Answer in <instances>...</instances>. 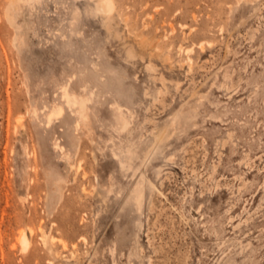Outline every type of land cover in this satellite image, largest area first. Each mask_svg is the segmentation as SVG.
<instances>
[{
    "label": "rangeland",
    "instance_id": "1",
    "mask_svg": "<svg viewBox=\"0 0 264 264\" xmlns=\"http://www.w3.org/2000/svg\"><path fill=\"white\" fill-rule=\"evenodd\" d=\"M0 264H264V0H0Z\"/></svg>",
    "mask_w": 264,
    "mask_h": 264
},
{
    "label": "bare ground",
    "instance_id": "2",
    "mask_svg": "<svg viewBox=\"0 0 264 264\" xmlns=\"http://www.w3.org/2000/svg\"><path fill=\"white\" fill-rule=\"evenodd\" d=\"M25 241V240H24ZM28 244V243H27Z\"/></svg>",
    "mask_w": 264,
    "mask_h": 264
}]
</instances>
